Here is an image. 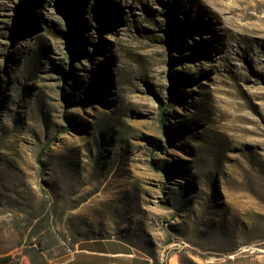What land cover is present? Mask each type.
Masks as SVG:
<instances>
[{
	"label": "rangeland",
	"instance_id": "rangeland-1",
	"mask_svg": "<svg viewBox=\"0 0 264 264\" xmlns=\"http://www.w3.org/2000/svg\"><path fill=\"white\" fill-rule=\"evenodd\" d=\"M0 264H264V0H0Z\"/></svg>",
	"mask_w": 264,
	"mask_h": 264
}]
</instances>
